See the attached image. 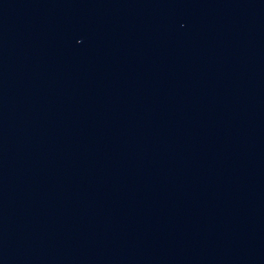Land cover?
Listing matches in <instances>:
<instances>
[{
  "label": "water",
  "instance_id": "obj_1",
  "mask_svg": "<svg viewBox=\"0 0 264 264\" xmlns=\"http://www.w3.org/2000/svg\"><path fill=\"white\" fill-rule=\"evenodd\" d=\"M0 264H264V0H0Z\"/></svg>",
  "mask_w": 264,
  "mask_h": 264
}]
</instances>
